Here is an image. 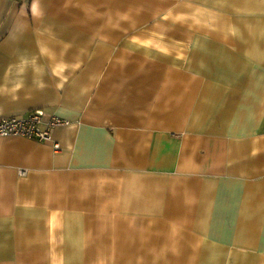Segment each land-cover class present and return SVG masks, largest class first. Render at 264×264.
I'll list each match as a JSON object with an SVG mask.
<instances>
[{"label": "crops", "instance_id": "crops-1", "mask_svg": "<svg viewBox=\"0 0 264 264\" xmlns=\"http://www.w3.org/2000/svg\"><path fill=\"white\" fill-rule=\"evenodd\" d=\"M36 110L0 264H264V0H0V120Z\"/></svg>", "mask_w": 264, "mask_h": 264}, {"label": "built area", "instance_id": "built-area-1", "mask_svg": "<svg viewBox=\"0 0 264 264\" xmlns=\"http://www.w3.org/2000/svg\"><path fill=\"white\" fill-rule=\"evenodd\" d=\"M65 123L66 120L57 116H52L46 120L44 112L36 110L28 117L13 115L2 118L0 120V136L17 135L50 140L51 129Z\"/></svg>", "mask_w": 264, "mask_h": 264}]
</instances>
